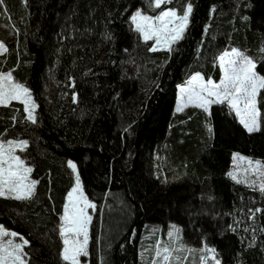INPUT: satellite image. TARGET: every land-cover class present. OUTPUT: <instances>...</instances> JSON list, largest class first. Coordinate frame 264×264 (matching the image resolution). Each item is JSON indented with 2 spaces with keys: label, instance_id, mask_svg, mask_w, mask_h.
I'll return each instance as SVG.
<instances>
[{
  "label": "trees",
  "instance_id": "16d2710c",
  "mask_svg": "<svg viewBox=\"0 0 264 264\" xmlns=\"http://www.w3.org/2000/svg\"><path fill=\"white\" fill-rule=\"evenodd\" d=\"M152 3L0 4V71L14 70L37 105L35 124L20 102L0 106V139L28 141L16 154L39 181L31 200L0 197V225L29 241L27 264H66L59 218L75 182L69 160L96 206L83 264H139L145 223L169 220L185 243L214 246L219 264H264V192L230 175L232 151L264 162V89L253 133L227 104L175 110L178 85L194 72L217 80L218 58L234 46L264 77V0H172L166 7L182 14L191 3L192 13L171 52L150 51L154 40L135 31L133 12L154 14Z\"/></svg>",
  "mask_w": 264,
  "mask_h": 264
},
{
  "label": "snow or ice",
  "instance_id": "6c2138e0",
  "mask_svg": "<svg viewBox=\"0 0 264 264\" xmlns=\"http://www.w3.org/2000/svg\"><path fill=\"white\" fill-rule=\"evenodd\" d=\"M152 2L155 9H162V6L170 5L172 0H152ZM0 4H3V0H0ZM191 13V3L186 5L182 14L171 7L163 8L156 16L144 15L137 11L132 17V23L135 25V31L140 33L144 41H155L150 51L171 52L172 45L183 38ZM7 51L5 45L0 42V53ZM261 51L264 52V48ZM219 62L223 72L220 82L215 83L211 79L205 82L199 74L194 75L188 81L190 87L180 89L183 95L178 100L176 111H183L188 105H193L208 112L212 104H227L247 132L260 131L257 95L261 89H264V77L258 76L254 71L256 65L253 60L235 48L221 55ZM13 71L6 73L0 71V106L6 107L11 101L20 102L26 113L25 119L35 124L37 105L29 88L14 79ZM72 99L75 103L77 100L75 94ZM27 146V140L0 139V197L20 201L31 200L34 197L39 181L30 178L33 169L26 166L25 161L16 154L17 149L24 151ZM235 159L247 163L246 173L251 170L264 177V164L260 161L254 162L239 156H234ZM67 166L76 175L75 186L67 194V202L64 205L63 215L60 217L59 234L63 242L60 255L66 264H81L80 258L89 255V224L92 217L88 214V209L95 210L96 206L83 193L76 164L69 160ZM232 178L237 179L235 175ZM237 182L240 181L237 180ZM261 191L264 192V185L261 186ZM169 235L173 236L172 233ZM6 237L9 239L5 240ZM17 237L20 243L15 242ZM28 243L29 241L17 232L6 230L0 225V264H27L24 259L26 256L24 247ZM173 251L171 247H163L161 251H158L157 255L161 257L162 264H179V258L173 257ZM177 251L192 250L177 249ZM202 251H205L208 257H201V264H206L208 258L215 260V264H219V260H216L215 248L206 247Z\"/></svg>",
  "mask_w": 264,
  "mask_h": 264
},
{
  "label": "rangeland",
  "instance_id": "374dc122",
  "mask_svg": "<svg viewBox=\"0 0 264 264\" xmlns=\"http://www.w3.org/2000/svg\"><path fill=\"white\" fill-rule=\"evenodd\" d=\"M165 7L166 6H162V9H158V11L156 13H154V14H148V13H144V12H142L140 10H136V11L133 12L131 18L133 17V15L137 11H140L144 15L156 16ZM154 43H155V41H154ZM233 48L243 52L241 49H239L238 47L234 46L232 48L224 50L221 53V55H223L225 52H230ZM218 60H219V58H218ZM218 64H219V68H220V77L217 80H215L213 78H205L200 72H194L193 74H191L188 77V79L185 82L179 84V88L177 90V99H176V104H175V110H176L177 105H178V100L183 95L181 93L180 89L181 88H185V87H190V85L188 84V81L191 80V78L194 75L199 74L203 78V80L205 82L208 79L213 80L215 83H219L220 82V80H221V78L223 76V72L221 70L219 61H218ZM254 71L256 72L255 69H254ZM3 72L6 73L8 71H3ZM257 75L260 76V77H263L262 75H260L258 73H257ZM72 97H73V94H71V98ZM257 108H258V104H257ZM258 110H259V108H258ZM2 140L7 141V140H10V139H2ZM19 140H25V139H19ZM234 156L245 157V158L250 159V160H252L254 162L255 161H260V160L258 158L251 157L249 155H246V154L238 152V151H232V165H231L230 174L235 175L236 177H238V178H240V179H242V180H244L246 182H249L250 184L256 185L259 188H261V186L264 185V177H261L260 175L252 172L251 170H249L246 173L245 169L248 168L247 163L246 162H241L238 159L234 160ZM261 164H264V162H261ZM26 166L30 167L29 165H26ZM75 175L76 174H74V176ZM30 178L33 179L31 176H30ZM74 186H75V182H74V185L72 186V188ZM71 189L69 191H71ZM66 202H67V199H66ZM88 214L91 216V214L89 212V209H88ZM62 215H63V212L60 215V217ZM59 221H60V218H59ZM60 224H61V221L59 222V227H60ZM6 230H8V229H6ZM170 233L173 234L172 237H170V235H169ZM4 239L7 240L9 238L6 237ZM15 242L20 243L21 241L15 239ZM163 247H171L174 250L173 251V257H178L179 258V264H201V257H206V258L208 257V254L205 251H202V250L205 249L206 247L207 248H215L214 246L206 244V243H201V244H198V245H191V244L185 243L183 241V239H182V233H181L180 224L177 221L169 220V221H166V222H161V221L146 222L145 225H144V233H143L142 240H141L140 263L139 264H158V262H161V257L158 256L157 253H158V251H161ZM62 248H63V242H62V239H61V250H60V253L62 251ZM177 249H190L192 251H177ZM216 260H219L217 255H216ZM208 262L215 264V260H212L210 258L206 259V263H208ZM81 264H83V263L81 262ZM161 264H162V262H161Z\"/></svg>",
  "mask_w": 264,
  "mask_h": 264
},
{
  "label": "crops",
  "instance_id": "0c3cea01",
  "mask_svg": "<svg viewBox=\"0 0 264 264\" xmlns=\"http://www.w3.org/2000/svg\"><path fill=\"white\" fill-rule=\"evenodd\" d=\"M178 88H179V85H178Z\"/></svg>",
  "mask_w": 264,
  "mask_h": 264
}]
</instances>
